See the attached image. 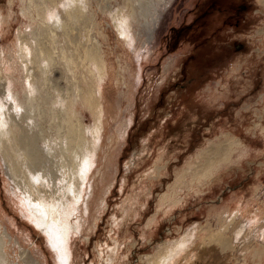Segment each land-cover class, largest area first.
Instances as JSON below:
<instances>
[{"label": "rangeland", "instance_id": "374dc122", "mask_svg": "<svg viewBox=\"0 0 264 264\" xmlns=\"http://www.w3.org/2000/svg\"><path fill=\"white\" fill-rule=\"evenodd\" d=\"M0 264H264V0H0Z\"/></svg>", "mask_w": 264, "mask_h": 264}, {"label": "bare ground", "instance_id": "6f19581e", "mask_svg": "<svg viewBox=\"0 0 264 264\" xmlns=\"http://www.w3.org/2000/svg\"><path fill=\"white\" fill-rule=\"evenodd\" d=\"M53 12V11H52ZM124 17V16H123ZM125 18V17H124ZM122 19V17H121ZM124 20V19H123ZM125 21V20H124ZM120 22H122L120 20ZM124 23V22H123ZM123 25V24H122ZM125 25V24H124ZM128 25V23H127ZM126 25V28H127ZM126 28H120L122 35L127 36L128 32L126 33ZM129 28V27H128ZM130 29V28H129ZM127 29V30H129ZM130 33V31H129ZM129 36V35H128ZM129 38V37H128ZM132 38V36H131ZM131 40V39H130ZM29 55V54H28ZM27 55V56H28ZM32 89V88H31ZM99 105V103H98ZM99 107V106H98ZM4 124V123H3ZM8 138V137H7ZM9 141V140H8ZM19 145V144H18ZM8 147V146H7ZM4 149V148H3ZM6 149V148H5ZM4 149V150H5ZM18 149V148H17ZM3 150V151H4ZM19 151V150H18ZM22 151V150H21ZM5 153H7V151H4ZM9 152V151H8ZM17 152V151H15ZM23 152V151H22ZM21 152V153H22ZM15 153H13L12 156H14ZM19 154V155H18ZM17 154V165L20 163L19 159H21V155H20V151ZM6 156V155H5ZM8 156V155H7ZM10 156V155H9ZM19 157V158H18ZM12 158V157H11ZM14 158V157H13ZM10 159V158H9ZM13 159H11L12 161ZM14 161V160H13ZM15 162V166L17 167ZM14 163V162H13ZM84 171L83 173H86V166L89 164V160L87 158L84 159ZM21 166V164L19 165ZM18 168V167H17ZM22 168V166H21ZM19 169V168H18ZM75 170V169H74ZM24 171V170H23ZM82 175V180L84 179L83 174ZM81 177V176H80ZM81 180V179H80ZM70 182V181H69ZM75 183L72 185H69L67 187L68 191L65 195H67L68 199L65 201V203H59V201H55L52 198H48L44 197L42 195L34 197V198H28V203H29V207L30 209L35 213L36 217H37V221L43 225H46L49 227L50 229V233L52 235L53 240L55 241V243H58L59 248H63L64 246V242L66 237V230H68L67 227V220H68V215H69V208L70 206H72L73 201H75V199H78L80 197V192H76V189L74 188ZM37 187V186H34ZM37 191V188H36ZM39 192V191H37ZM60 200V198H58ZM66 199V198H65ZM64 200V199H63ZM38 223V224H39ZM71 223V222H70ZM47 227V228H48ZM71 231V230H70ZM66 237V238H65ZM166 259V257H162V261L164 262V260ZM161 260V259H160Z\"/></svg>", "mask_w": 264, "mask_h": 264}]
</instances>
